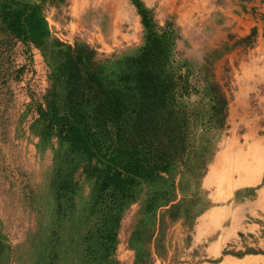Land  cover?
<instances>
[{"label":"rangeland","instance_id":"1","mask_svg":"<svg viewBox=\"0 0 264 264\" xmlns=\"http://www.w3.org/2000/svg\"><path fill=\"white\" fill-rule=\"evenodd\" d=\"M161 87L181 151L112 216L68 102ZM0 264H264V0H0Z\"/></svg>","mask_w":264,"mask_h":264},{"label":"trees","instance_id":"2","mask_svg":"<svg viewBox=\"0 0 264 264\" xmlns=\"http://www.w3.org/2000/svg\"><path fill=\"white\" fill-rule=\"evenodd\" d=\"M160 90L162 93L153 94L160 110L140 112L135 117L126 115L120 95L105 99L92 112L68 102L67 141L72 149L94 153L100 159L103 168L98 171L102 179L98 198L105 203L103 210L112 216H116L121 199L128 197L135 179L167 170L181 151L176 123L163 113L176 107V93ZM215 98L225 103L220 95Z\"/></svg>","mask_w":264,"mask_h":264},{"label":"bare ground","instance_id":"3","mask_svg":"<svg viewBox=\"0 0 264 264\" xmlns=\"http://www.w3.org/2000/svg\"><path fill=\"white\" fill-rule=\"evenodd\" d=\"M81 7H82V6H81ZM255 176H256V175H255ZM245 179H246V178H245ZM249 180H250V179H249ZM256 180H257V179H256ZM246 181H247V180H246ZM246 181H245V182H246ZM255 182H256V181H255ZM250 183H251V182H250ZM250 183H249V184H250ZM239 184L242 185L241 183H239ZM251 184L254 185V182H252ZM247 185H248V184H247ZM243 186H244V185H243Z\"/></svg>","mask_w":264,"mask_h":264}]
</instances>
